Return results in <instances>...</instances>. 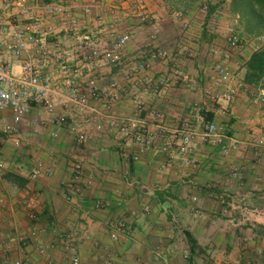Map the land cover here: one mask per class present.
<instances>
[{
	"label": "crops",
	"instance_id": "obj_1",
	"mask_svg": "<svg viewBox=\"0 0 264 264\" xmlns=\"http://www.w3.org/2000/svg\"><path fill=\"white\" fill-rule=\"evenodd\" d=\"M92 1L17 0L8 8L0 6V61L9 64L14 72L23 61H30L55 81H61L55 51L82 43L86 36L100 43H113L117 34L130 31L123 54L128 61L133 58V67L138 61L135 57L141 53L146 57L151 49L176 55L179 47L187 46L195 54L193 59L184 54L175 61H153L147 71L139 73L135 93L146 108L154 107L164 114L169 130L187 120L200 131L201 121L190 107L206 102L201 87L212 75V65L223 59L227 43H214L217 35H209L202 28L190 33V43H177L181 37L178 38L177 22L170 17L168 0H144L155 18L152 26L127 16L122 5L111 29V10L119 1L101 0L102 6ZM18 34L31 40L15 57L6 46L14 43ZM256 49L246 50L244 58L231 54L228 59L235 78L244 83L237 98L228 105L209 104L200 112L203 122H215L221 132L242 144L240 151L226 156L195 138L193 154L175 155L168 161L158 150L164 139L155 135L153 147L133 160L136 150L129 148L127 157H123L119 135L108 131L105 124L101 131H95L93 119L85 126L84 144L77 146L63 128L48 122L39 126L47 115L38 106H32L20 125V143L16 146L1 133L11 122L10 112L0 111V158L5 167L0 194L5 198V230L14 224L22 232L28 230L22 206L26 199L23 189L27 188L37 195L38 217L45 228L39 235L42 244L54 241L60 230L87 231L78 242L79 264H106L105 260L112 264H211L224 260L230 264H246L248 260L264 264V234L256 232L264 226V157L257 161L248 152L250 134L264 138V98L260 89L243 80L245 62ZM211 50H216L218 56ZM42 51L47 53V59L42 58ZM67 63L79 69V80H94L100 87L114 79L121 82L127 96L114 113H132L131 88L122 81L117 68H93L78 60ZM173 68L195 79L198 87L188 89L182 79L173 76ZM164 77L171 79V85L164 96H154L150 86ZM96 105L101 109L99 103ZM73 117L77 119L78 115ZM151 129L155 130V124ZM77 159L83 161L89 184L78 196H71L67 186L70 163ZM38 161L49 175L31 183L28 175ZM232 168L238 169L237 178L232 176ZM95 201L104 206L94 208ZM117 221L129 228V234L116 242L110 238L109 228ZM25 251L31 264H43L33 245L26 246ZM52 257L55 264H70L59 250Z\"/></svg>",
	"mask_w": 264,
	"mask_h": 264
},
{
	"label": "built area",
	"instance_id": "obj_2",
	"mask_svg": "<svg viewBox=\"0 0 264 264\" xmlns=\"http://www.w3.org/2000/svg\"><path fill=\"white\" fill-rule=\"evenodd\" d=\"M17 0H0L2 8H8ZM118 4L112 7V23L110 29L117 23L116 11L122 5H125L123 12L127 16L134 18L143 25H155V18L146 7L144 0H115ZM93 5L102 6L101 0H93ZM59 11V9L54 10ZM202 13L208 12V5L203 4L200 8ZM24 14L26 10L22 11ZM48 12L53 13L50 9ZM170 17L179 24L180 31L187 33L189 21L184 17L182 11L171 10ZM205 25L206 31L214 34V27ZM131 32L125 31L117 34L113 43H100L98 40H91L89 36L84 37L82 43H75L73 46L60 51L57 49L55 55L59 61V72L62 76L61 81H55L50 73L44 72L33 65L30 61H23L19 65L18 72H14L11 66L0 61V111H9L11 122L1 129V133L6 139L13 140L16 146H19L18 135L19 127L28 117L32 106L41 107L47 120L39 123L43 127L48 122L63 128L73 139L77 146H82L86 140V129L90 123L94 124V130L99 132L106 125L108 131L119 135L121 141L120 152L123 157H127V150L134 148L136 151L132 155L133 160L152 148L155 135H159L164 140L158 150L167 156L168 161L175 155H190L194 150V139L197 138L201 143L216 147L224 156L231 151H240L242 144L234 137L221 132L217 124L213 121L203 122L200 112L206 110L210 105H220L221 103L230 104L238 96L244 83L236 80L234 74L229 69L227 62L229 53H222L220 61L212 65V75L207 84L201 87V92L205 97L203 103H193L190 107L195 111L197 118L201 121L200 131L196 130L187 120H183L177 128L169 130L165 124L164 114L154 107H145L137 95L135 88L139 83V73L147 71L151 63L156 60L175 61L177 56L184 54L189 59L195 57L194 52L187 46L178 48L177 54L173 55L167 50L154 48L148 51L146 57L141 53L135 57L137 61L133 67L132 60L124 58L123 50L130 40ZM263 37H257L255 40H262ZM152 41L155 40V34H151ZM30 37L18 34L14 43L6 46V49L15 57H19L26 49V41ZM35 44V43H34ZM247 40L236 33H230L227 38L228 51H240ZM261 43L259 48L263 47ZM212 54H217L216 50H211ZM42 58L47 59V53L41 52ZM83 61L93 68L101 66L114 67L119 70L118 74L122 81L131 89L128 90L132 101L133 110L129 115H117L114 109L119 105L126 95L123 84L114 79L104 87H100L94 80H79V69L71 66L67 61ZM172 74L176 79H182L188 89H195L198 83L180 70L173 68ZM171 85V79L164 77L157 84L150 86V91L154 96L162 97ZM261 97L264 98V90H261ZM101 105V109L97 107ZM210 104V105H209ZM91 114V117H88ZM74 115H78L74 119ZM155 124V130L152 131L151 125ZM155 132V133H154ZM248 152L255 158L261 160L264 157V138L258 135L250 134L248 140ZM5 174V167L0 158V179ZM233 177H238V169L232 168ZM49 175L43 167L42 162L38 161L33 166L28 180L31 183L36 182L41 176ZM89 184L84 171L83 161L77 159L70 163V179L67 184L71 196H78L81 189ZM23 193L26 197L22 206L24 209V218L28 230L22 232L17 226L12 225L9 231L4 228L3 211L5 209V198L0 194V264H31L26 257V246L33 245L36 254L43 264H55L52 253L56 250L61 251L66 261L70 264H79L77 256L78 242L86 236L85 229L60 230L56 239L48 244H42L39 241V235L45 231L38 217L37 195L30 189L24 188ZM67 200H70L66 198ZM194 201V199H193ZM103 202L95 201L94 208H102ZM257 214L256 210L252 211ZM147 210L144 215H147ZM264 216V210L261 211ZM248 220V214L245 216ZM110 238L113 241L118 240L122 235L129 234V228L123 222H115L110 225ZM211 264H230L228 261L213 262ZM106 264H112L105 260ZM246 264H257L252 261H246Z\"/></svg>",
	"mask_w": 264,
	"mask_h": 264
},
{
	"label": "rangeland",
	"instance_id": "obj_3",
	"mask_svg": "<svg viewBox=\"0 0 264 264\" xmlns=\"http://www.w3.org/2000/svg\"><path fill=\"white\" fill-rule=\"evenodd\" d=\"M231 2V0H168V8L170 10L182 11L185 19L189 21L190 24L187 33H182L180 31L179 24H176L179 32V36L178 34L177 36L178 38L181 37L180 41H177V43H190V33H193L195 29L202 28L203 31L208 33L205 29V25L209 21V25H212L214 27L213 35H217V39L215 38L216 40L214 41V43H227V38L232 32L238 34L240 37L244 38V40L248 41V44H246V46L240 51H228V48H223L222 52H228L229 58L231 54L233 56L239 54L238 57L244 58V53L246 52V50H252L255 47H257L258 49L261 43H264V31H262L261 29H254L252 28V26L249 28L250 23H248L247 31L246 23L241 20L240 14L236 10H234ZM203 4L208 5V12L206 14L200 11V8ZM209 7L212 8L210 12ZM257 37L263 38L262 40H255V38ZM191 43H195V41ZM242 53L243 55L240 56V54ZM213 55H216V57L218 56L217 54ZM227 65L229 67L228 62ZM233 65L236 67L235 63H233ZM235 79L241 80L238 79V77H236Z\"/></svg>",
	"mask_w": 264,
	"mask_h": 264
},
{
	"label": "trees",
	"instance_id": "obj_4",
	"mask_svg": "<svg viewBox=\"0 0 264 264\" xmlns=\"http://www.w3.org/2000/svg\"><path fill=\"white\" fill-rule=\"evenodd\" d=\"M231 4L246 23L248 31L252 26L254 29L264 31V0H231ZM209 7V12L211 11ZM251 31V30H249ZM244 82L252 87L264 90V48H258L251 53L244 65ZM264 234V226L258 227L257 231Z\"/></svg>",
	"mask_w": 264,
	"mask_h": 264
}]
</instances>
